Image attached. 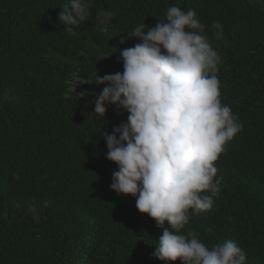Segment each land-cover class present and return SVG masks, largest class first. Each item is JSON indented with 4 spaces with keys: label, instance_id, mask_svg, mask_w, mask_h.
Here are the masks:
<instances>
[{
    "label": "trees",
    "instance_id": "16d2710c",
    "mask_svg": "<svg viewBox=\"0 0 264 264\" xmlns=\"http://www.w3.org/2000/svg\"><path fill=\"white\" fill-rule=\"evenodd\" d=\"M67 2L0 0V264H165L152 256L163 229L110 188L118 167L102 133L128 113L94 109L98 75L123 72L120 52L141 42L133 29L166 22L171 6L205 25L221 103L243 125L215 162L212 208L181 234L209 248L234 240L246 264H264V0H90L87 20L65 29ZM101 11L114 14L106 25Z\"/></svg>",
    "mask_w": 264,
    "mask_h": 264
},
{
    "label": "clouds",
    "instance_id": "9594fccd",
    "mask_svg": "<svg viewBox=\"0 0 264 264\" xmlns=\"http://www.w3.org/2000/svg\"><path fill=\"white\" fill-rule=\"evenodd\" d=\"M61 9L65 29L79 26L90 14V0H68ZM113 15L101 11L96 18L106 25ZM212 29L223 39L218 21ZM130 36L141 42L120 52L123 72L95 81L106 86L94 113L104 117L108 104L128 113L111 134L102 133L106 157L118 167L110 188L135 197L137 209L163 229L152 256L165 264H246L234 240L209 248L195 233L181 234L192 214L212 208L223 179L215 162L243 128L221 103L216 73L222 61L205 25L194 10L171 6L166 22L150 28L142 23Z\"/></svg>",
    "mask_w": 264,
    "mask_h": 264
},
{
    "label": "rangeland",
    "instance_id": "374dc122",
    "mask_svg": "<svg viewBox=\"0 0 264 264\" xmlns=\"http://www.w3.org/2000/svg\"><path fill=\"white\" fill-rule=\"evenodd\" d=\"M194 10L193 8H184V11L186 12V11H188V10Z\"/></svg>",
    "mask_w": 264,
    "mask_h": 264
}]
</instances>
